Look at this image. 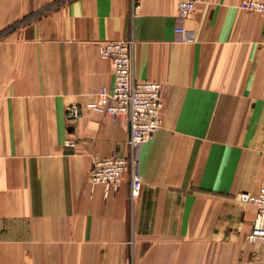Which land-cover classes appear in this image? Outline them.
<instances>
[{
	"label": "crops",
	"instance_id": "0c3cea01",
	"mask_svg": "<svg viewBox=\"0 0 264 264\" xmlns=\"http://www.w3.org/2000/svg\"><path fill=\"white\" fill-rule=\"evenodd\" d=\"M240 1L194 0L179 43L178 0H0V264H264L235 197L264 186V13ZM128 38L163 84L133 202L128 172L89 176L128 155V117L86 108L112 82L100 41Z\"/></svg>",
	"mask_w": 264,
	"mask_h": 264
},
{
	"label": "built area",
	"instance_id": "2783aa9c",
	"mask_svg": "<svg viewBox=\"0 0 264 264\" xmlns=\"http://www.w3.org/2000/svg\"><path fill=\"white\" fill-rule=\"evenodd\" d=\"M195 8L194 0H178L177 23L174 27L175 40L184 43L193 40L184 21ZM239 8L244 11L264 13V0H241ZM138 4L133 5V14L138 12ZM135 41L128 39H104L100 41V54L110 61L112 82L102 85L96 92L97 100L86 105L87 109L111 115L128 117L127 156L93 158L89 170L92 184H116L128 172L130 179V200L133 202L140 194L142 179L139 162L134 149L148 140L162 126L163 84L158 81L137 80L133 73V49ZM84 108L70 104L66 114L69 120H77ZM76 144L72 138H66L63 146L72 148ZM236 200L250 203L255 207L252 226L246 235L249 242H259L264 246V186L255 193L241 191Z\"/></svg>",
	"mask_w": 264,
	"mask_h": 264
}]
</instances>
